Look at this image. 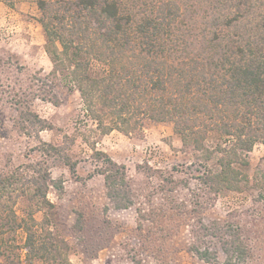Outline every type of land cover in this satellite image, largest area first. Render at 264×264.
I'll return each mask as SVG.
<instances>
[{"label":"trees","instance_id":"obj_1","mask_svg":"<svg viewBox=\"0 0 264 264\" xmlns=\"http://www.w3.org/2000/svg\"><path fill=\"white\" fill-rule=\"evenodd\" d=\"M19 1L0 0L10 7ZM30 1L42 13L45 51L52 61L50 73L37 77L36 85L52 91L63 75L80 93L85 115L95 123L80 135L93 150L95 171L104 176L115 208L133 206L134 191L125 165L97 148L94 134L138 133L146 120L172 122L184 147L199 152L205 169L197 178L205 192L216 196L249 185V153L264 144V32L255 30H264V22L255 28L246 22L232 35L240 16L215 21L207 30L197 23L187 27L178 0H157L151 13L140 17L122 0ZM51 98L59 104L54 93ZM16 104L20 128L47 129L28 104ZM211 133L216 140L210 144ZM76 139L65 134L62 144L42 141L44 161L0 171V239L24 230L25 264H74L71 245L53 226L56 205L48 192L51 186L63 190L64 183L52 176L48 160L61 161L75 174L78 161L70 150ZM259 181L264 194V171ZM20 197L30 202L22 217L15 209ZM199 223L191 252L207 262L251 264V246L238 228L218 220ZM209 235L219 239L223 261L200 240Z\"/></svg>","mask_w":264,"mask_h":264},{"label":"rangeland","instance_id":"obj_2","mask_svg":"<svg viewBox=\"0 0 264 264\" xmlns=\"http://www.w3.org/2000/svg\"><path fill=\"white\" fill-rule=\"evenodd\" d=\"M122 1L139 17L151 13L157 4V0ZM178 1L182 7L179 18L187 27L197 23L207 30L215 21L240 16L241 24L230 29L232 35H237L246 22L254 28L264 22V0ZM41 15L30 0L19 1L14 7L0 2V171L44 161L42 141L62 144L63 135L77 136L70 150L78 161L75 174L61 161L48 160L52 176L64 183L61 191L51 186L48 197L56 205L53 226L71 245V261L218 264L202 260L188 249L194 241L193 230L201 229L199 221L210 224L218 220L240 230L251 246V264H264V194L259 181L264 171V144H256L249 153V185L243 183L241 190L215 196L205 192L197 178L205 169L198 160L199 152L184 147L172 122L146 120L143 131L129 135L117 130L94 134L97 148L125 165L134 191L133 206L115 208L107 196L104 176L95 171L93 150L80 135V131L95 126L85 115L80 93L63 75L53 92L48 88L39 90L36 85V78L48 75L52 69L39 22ZM255 30L258 34L264 32ZM53 93L59 104L50 100ZM21 101L46 121L47 129L27 124L20 128L16 103ZM214 140L211 133L207 142ZM29 204L26 197L17 199L15 209L20 217L26 215ZM5 238L0 239V264H25L24 230ZM201 239L219 252V261L224 260L218 238L209 235Z\"/></svg>","mask_w":264,"mask_h":264}]
</instances>
